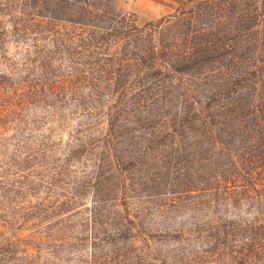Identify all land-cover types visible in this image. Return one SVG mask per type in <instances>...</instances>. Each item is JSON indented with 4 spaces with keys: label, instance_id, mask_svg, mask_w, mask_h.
<instances>
[{
    "label": "rangeland",
    "instance_id": "374dc122",
    "mask_svg": "<svg viewBox=\"0 0 264 264\" xmlns=\"http://www.w3.org/2000/svg\"><path fill=\"white\" fill-rule=\"evenodd\" d=\"M212 7L0 0V264H264V201L225 184L217 140L190 125L216 81L142 66L158 35L167 61L186 57V19ZM243 26L234 96L255 81L246 62L264 68Z\"/></svg>",
    "mask_w": 264,
    "mask_h": 264
},
{
    "label": "trees",
    "instance_id": "16d2710c",
    "mask_svg": "<svg viewBox=\"0 0 264 264\" xmlns=\"http://www.w3.org/2000/svg\"><path fill=\"white\" fill-rule=\"evenodd\" d=\"M194 0H188L191 2ZM211 2L213 7L204 14L194 13L186 19L187 30H192L186 36V57L181 54L175 61L166 60L169 56L171 44L164 37L158 35L151 38L145 49L142 59L143 65L148 55L154 60L153 68L164 65L167 70L189 73L191 66H201L206 72V79H214L216 85L212 88L213 93L219 94V100L206 103L201 106L198 113H192L193 119L190 125L197 133L202 128H208L210 136L217 142L215 149L227 157L228 166L226 172L231 177L225 181L228 183L243 182L242 189L238 193L243 198L257 202L261 207L264 201V68L251 70L246 94L234 96L232 88L236 85V71L238 62V38L237 27L242 24L244 33L242 41L244 46L243 55L249 61L264 62V0L254 10V23H248L252 0H199ZM258 5V4H257ZM242 11L241 19L236 12ZM159 24V23H158ZM255 29V35L249 36L245 30ZM194 34V35H193ZM190 35V36H188ZM197 35L209 37L205 41L198 40ZM251 48H254L255 52ZM138 61L139 60H135ZM177 63L174 65V63ZM186 63V66H185ZM213 65H216L214 67ZM146 66V65H145ZM244 66V65H243ZM242 66V67H243ZM208 67V68H207ZM244 71L246 69L243 67ZM240 71V73H244ZM239 82V81H238ZM195 102H199L195 100ZM194 126V127H193ZM217 129V131H216ZM218 134H215L216 132ZM214 132V133H213ZM223 181V182H224ZM230 181V182H229ZM235 190V186H233ZM234 193V192H233ZM253 203H255L253 201Z\"/></svg>",
    "mask_w": 264,
    "mask_h": 264
}]
</instances>
